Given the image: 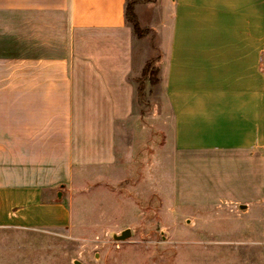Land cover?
<instances>
[{"label":"crops","instance_id":"obj_1","mask_svg":"<svg viewBox=\"0 0 264 264\" xmlns=\"http://www.w3.org/2000/svg\"><path fill=\"white\" fill-rule=\"evenodd\" d=\"M170 2L144 27L161 37L178 202L260 211L264 246V0ZM125 7L0 0V230L70 227L75 167L117 163L147 62Z\"/></svg>","mask_w":264,"mask_h":264},{"label":"rangeland","instance_id":"obj_2","mask_svg":"<svg viewBox=\"0 0 264 264\" xmlns=\"http://www.w3.org/2000/svg\"><path fill=\"white\" fill-rule=\"evenodd\" d=\"M170 1L138 6L142 27L172 13ZM160 38L135 42L137 64L144 57L160 67ZM162 96L157 86L145 111L118 128L114 166L75 167L64 188L70 227L0 230V264H263L260 211L179 204L172 117ZM126 229L124 242L109 237Z\"/></svg>","mask_w":264,"mask_h":264},{"label":"trees","instance_id":"obj_3","mask_svg":"<svg viewBox=\"0 0 264 264\" xmlns=\"http://www.w3.org/2000/svg\"><path fill=\"white\" fill-rule=\"evenodd\" d=\"M158 0H126L125 20L131 27L133 36L137 40H143L154 33L149 28H143L136 8L141 4L156 3ZM129 81L134 85V108L135 110L145 111L148 103V97L154 92V89L160 84V69L156 66V60H147L144 69L137 77H129Z\"/></svg>","mask_w":264,"mask_h":264},{"label":"water","instance_id":"obj_4","mask_svg":"<svg viewBox=\"0 0 264 264\" xmlns=\"http://www.w3.org/2000/svg\"><path fill=\"white\" fill-rule=\"evenodd\" d=\"M241 208L243 209V208H245V206H241ZM131 232H132L131 229H126V230L122 231L120 234H118L116 232H111V233H109V237L111 239H113L114 241L124 242L131 236ZM74 264H82V263L80 261L76 260V261H74Z\"/></svg>","mask_w":264,"mask_h":264},{"label":"built area","instance_id":"obj_5","mask_svg":"<svg viewBox=\"0 0 264 264\" xmlns=\"http://www.w3.org/2000/svg\"><path fill=\"white\" fill-rule=\"evenodd\" d=\"M261 67H264V65H263V64H261Z\"/></svg>","mask_w":264,"mask_h":264}]
</instances>
